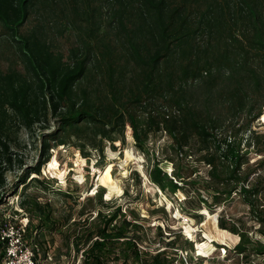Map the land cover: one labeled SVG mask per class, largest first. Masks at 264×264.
Returning a JSON list of instances; mask_svg holds the SVG:
<instances>
[{
    "label": "trees",
    "instance_id": "trees-1",
    "mask_svg": "<svg viewBox=\"0 0 264 264\" xmlns=\"http://www.w3.org/2000/svg\"><path fill=\"white\" fill-rule=\"evenodd\" d=\"M263 109L264 0H0V229L14 220L3 205L20 186L24 238L36 259L47 256L46 237L59 234L67 249H57L58 260L82 252L79 264H172L168 247L191 251L192 241L180 232L166 239L173 231L168 226L165 234L156 223L164 245L143 250L148 218L119 204L95 215L85 211L87 202L106 204L103 190L77 213L58 214L48 199L25 193L32 182L72 198L39 177L56 160H50L54 146L70 142L89 156L88 149L102 152L106 141L123 143L127 128L146 153L164 132L173 170L168 174L154 157L149 180L161 192L182 190L188 203L193 195L196 208L210 212L240 188L251 226L257 224L253 234L221 210L213 229L225 236L205 231L206 242L213 247L211 241L232 236L226 256L242 254L236 264H251L252 255H264V133L252 128L261 114L264 121ZM36 128L37 159L26 165L16 152L20 133ZM250 147L263 154L253 164ZM192 152L207 166L203 175L187 168ZM15 168L11 193L6 173ZM4 247L0 239V264Z\"/></svg>",
    "mask_w": 264,
    "mask_h": 264
},
{
    "label": "rangeland",
    "instance_id": "rangeland-1",
    "mask_svg": "<svg viewBox=\"0 0 264 264\" xmlns=\"http://www.w3.org/2000/svg\"><path fill=\"white\" fill-rule=\"evenodd\" d=\"M69 39H73L72 34ZM68 42L65 37L59 39V43L62 46H65ZM261 115L253 123L252 128L255 131L264 133V121ZM244 119H246L244 115L240 117L239 124ZM40 130V128H36L30 133L25 131L20 133L19 139L21 142L16 152L21 155L26 165L33 164L37 159ZM123 138V143L117 140L113 145L106 141L102 152L88 149L89 156L82 155L78 148L70 142L50 149V160L52 158L56 160L52 162L50 167L47 164L43 165L40 169L41 175L39 177L45 178L53 189L70 192L72 198L64 197L55 191L42 189L32 182L26 187L25 193L38 194L42 200L48 199L51 205H54L55 213L58 214L64 211L66 213L68 211L77 213L81 206L84 205L87 197L91 196L94 198L97 190H103L102 198L106 204L99 205L95 201L87 202L84 205L85 211L95 215L96 210L99 208L104 211H110L119 204L122 207V211L129 209L141 217L148 218L151 228L145 230L146 236L144 242L140 245L143 250L155 252L157 248L162 249L164 244H162L161 238L156 234V229L154 228V225L159 223L162 225V231L165 234H169L168 226L173 231L171 235H167L166 239L173 238L174 235H177L175 233L180 232L183 236L182 239L187 238L192 241L193 247L191 251L189 249H183L182 251L177 247L176 249L168 247L169 254L173 256L172 264H181L179 257L187 260L185 264H236L237 260H240L239 256L234 253L226 256V250L231 249L234 245L233 237L229 236L224 243L215 239L211 241L212 247L206 242L209 239L206 237L205 231L212 233L214 237L217 235L225 236L221 235L222 233L218 234L213 229L214 225L217 224L216 215L221 210L228 219L232 218L236 222L240 219L242 225L239 224V226L241 228L246 230L248 228L250 231L256 227L257 224L251 226L253 222L249 220V216L246 213L247 205L243 203L239 194L233 195L231 200L226 203L216 205L214 211L210 212L202 204L200 208H196L197 200L193 195H191L189 203L186 200L184 201L182 190L180 191L181 193H179V190L174 193L168 190L161 192L157 185L150 182L147 171L153 159H156L154 157L158 158V161H160L159 165L163 169L173 170L172 162L166 157L173 156L169 149V137L164 133L153 136L152 140L147 144L146 153L135 146L134 138L131 133L129 134L127 128L124 131ZM196 156L192 152V157L185 159L186 164L189 165L187 168H198L199 173L203 175L206 168L197 161ZM261 157H263V154L260 155L251 147L249 148L247 154L248 164H253L255 160ZM6 174L7 186L5 188L12 193V184L19 174V169L15 168ZM17 190L16 195L7 197V202L3 205V208L7 211V216L19 220L22 217V209L18 206L20 186ZM153 208L161 209L156 213H150L149 211ZM189 210H193L190 211L191 214L188 212ZM199 213L201 217L197 218L194 216ZM127 218L130 219L131 217L127 215ZM46 238L49 242L48 253L53 255L57 249H61V253L66 251L67 248L61 235L54 234L52 240L50 237ZM181 240L180 242L178 241L180 245ZM261 240L264 241V237ZM71 257L68 258L66 256L63 259L69 260ZM190 258L192 259L191 262Z\"/></svg>",
    "mask_w": 264,
    "mask_h": 264
},
{
    "label": "built area",
    "instance_id": "built-area-1",
    "mask_svg": "<svg viewBox=\"0 0 264 264\" xmlns=\"http://www.w3.org/2000/svg\"><path fill=\"white\" fill-rule=\"evenodd\" d=\"M164 133V132H163ZM165 134V133H164ZM207 167V166H205ZM168 174H171L168 172ZM148 180V178L146 177ZM245 186L248 187L249 184L245 183ZM244 186V187H245ZM240 188L235 191V194H238ZM27 217L22 215L20 219H6L4 221L3 227L0 229V239L5 241L4 247V259L2 264H79L82 258V252L78 254L72 253V257L69 260L65 259H55L54 254L47 252L46 258L40 259L35 258L33 250L30 245L26 243L24 238L25 228L27 226ZM257 226V225H256ZM250 234H253L252 232ZM255 237L260 238L259 235L255 234ZM239 239V237H238ZM239 258H242V254H239ZM264 255L260 258H257L255 255H252L249 263L251 264H263Z\"/></svg>",
    "mask_w": 264,
    "mask_h": 264
},
{
    "label": "clouds",
    "instance_id": "clouds-1",
    "mask_svg": "<svg viewBox=\"0 0 264 264\" xmlns=\"http://www.w3.org/2000/svg\"><path fill=\"white\" fill-rule=\"evenodd\" d=\"M168 171V170H167ZM151 182V181H150ZM159 188V187H158Z\"/></svg>",
    "mask_w": 264,
    "mask_h": 264
}]
</instances>
